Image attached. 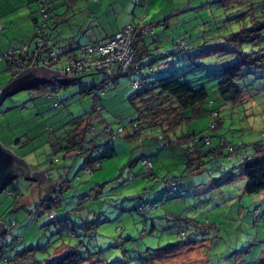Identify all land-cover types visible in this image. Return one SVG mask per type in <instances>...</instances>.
Here are the masks:
<instances>
[{
	"label": "rangeland",
	"instance_id": "1",
	"mask_svg": "<svg viewBox=\"0 0 264 264\" xmlns=\"http://www.w3.org/2000/svg\"><path fill=\"white\" fill-rule=\"evenodd\" d=\"M80 3L84 5L86 1ZM82 5L76 11H81ZM141 9L142 17L136 21L157 24L154 31L158 38L151 50L159 57L144 58V68L119 78L114 89L101 97V110L92 113L91 96L80 93L100 82L98 74L82 75L75 84L57 85L59 91L52 97L46 96L43 88L31 89L1 104L0 144L24 159L31 173L44 171L47 181L42 186L23 178L14 181L23 195L19 204L25 203V209H17L14 197L0 193V222L8 230L6 241L11 243L13 237H18L0 254V264H8L5 259L30 247L46 248L44 252L37 251L38 258L56 256L68 250L63 244L76 247L86 261L99 258L103 264H264V192L244 193L246 178L235 162L189 176L191 184H209L213 180L216 184L215 190L198 197L187 189L188 177L179 175L185 168V152L178 146L161 148L157 141L160 128L147 127L143 122L140 137L126 139L134 131L131 121L137 118L136 105L127 99L136 92L132 82L170 76L195 89L204 87L208 93L207 113L183 124L176 136L206 131L212 122L210 112L219 111V138L229 144L264 143L262 74L250 73L237 81L245 91L237 103L222 101L217 92L222 67L236 61L226 39L249 26L251 16L264 20V0H155L142 3ZM2 14L17 24L11 30L6 27L0 31V89L11 79L1 57L27 42L29 36H19L18 29L26 33L23 26L27 21L36 20L37 27L45 22V31L50 33L57 50L58 26L71 23L73 10L67 0H0ZM58 16L64 17L58 22ZM163 20L168 23L166 27L158 25ZM68 29L63 26V30ZM176 38L187 44L185 50L175 46ZM242 46L246 52L258 48L249 43ZM62 64L63 59L53 69L60 70ZM55 102L59 105L54 106ZM87 113L94 132H88L82 141L79 130L75 140L78 147L90 149L78 156H72V151L65 157L63 146L76 133L72 121ZM119 127H123V133L115 138L106 133L107 128L116 131ZM213 140L214 145L217 138ZM160 151L164 154L157 162ZM88 156L93 163L91 172L85 174L83 163ZM141 158L169 165L147 176L142 172ZM130 173L133 178H129ZM168 176L177 177L182 196L164 192L163 179ZM51 186L56 191L63 187L58 195L62 198L60 206L52 210V224L50 212L37 218L29 216L44 195L43 188ZM153 201L161 206L147 213L137 210ZM256 208L260 210L258 216L254 215ZM179 242L184 245L158 253Z\"/></svg>",
	"mask_w": 264,
	"mask_h": 264
},
{
	"label": "trees",
	"instance_id": "2",
	"mask_svg": "<svg viewBox=\"0 0 264 264\" xmlns=\"http://www.w3.org/2000/svg\"><path fill=\"white\" fill-rule=\"evenodd\" d=\"M69 1L74 2L75 0ZM43 15L46 17V11L44 9ZM139 21H141V23H143L145 26L152 28V31L149 30L145 34H137L136 39L133 43V62L128 71L116 75L112 81H103L101 78L100 82L90 87H86L82 91H80L82 95L91 96L93 104L92 113L93 111H95V109L101 110V97L104 96L108 91L114 89L115 85L119 83V78L127 76L132 72H137L141 70V68H144L146 66L143 64L139 65V63L144 58L150 56L151 51H145V48H140L139 45L145 38H150L156 34L154 29L156 28L157 24L155 25L154 23H145L142 20H138L135 23L128 25L135 26ZM158 25L163 27L164 23L159 22ZM37 26L38 25L35 26L32 38L27 42L21 43V45L27 44L29 47L30 51H28L26 55L21 56L18 54L16 55V57L11 59L8 57H1L5 61L6 70L10 72L12 78L17 76L22 70L30 66V58L28 55L29 53L34 52L33 50L35 49L36 42L40 39L44 41L46 51L53 52L58 55V59L57 61L52 63V67L55 64L60 63L61 59H63L64 64L65 59L69 54L77 53L80 47L88 43L87 42L85 44L78 45L75 49L66 51L64 54H61L53 50V48L55 47V43L51 39L50 33L45 31V28L47 27L45 22L41 27ZM125 26H123L117 32L121 31ZM116 33H114L108 40H110ZM180 39L181 38H176L174 40L175 46L178 47L179 41L184 42ZM226 41L228 42V46L230 47L229 52L234 53L236 61L232 64H226L222 67L221 72L218 75L219 80L217 83V92L219 98L222 101L237 103L241 100L243 94L245 93L244 89L237 84V81L239 79L250 73L258 72L262 74V78L264 79V45H261V43L264 41V20H256L254 16H251V24L249 26L242 27L238 32L229 35ZM247 43L252 46L256 45L258 46V48L256 50H250L246 52L243 49L242 45ZM20 46L16 49L20 48ZM186 48L180 49L178 47V49L182 51ZM155 57L159 56L155 55ZM149 72H152V68H149ZM87 74H98L101 77V74L99 72H91L82 75ZM82 75L79 76L82 77ZM77 78L78 77L76 76L69 80L60 79L61 83L58 84V86L75 84L78 81L76 80ZM141 80L133 81L138 82L139 85L137 88L133 86L136 92L127 98L130 104L134 105V107L136 105L135 110L137 113V118L132 120V123L130 125L134 129V132L126 137L127 140H129L130 138L140 137V131L142 129L141 123L143 122L146 123L147 127L160 128L161 133L158 136L157 141L160 143L161 148H166L172 145L175 147L178 146L183 152H185V168L180 175L181 178L201 174L206 170H210V168L217 170L221 166H225L228 162H235L234 166H238L246 178L244 193L252 195L264 192V143L260 142L244 145L242 142H238L237 144H229L224 139L219 138L220 136L216 134V130L218 129V127H220V121L218 118L219 111L210 112L212 122L206 131L200 132L198 134L192 133L184 135L181 134L180 136L174 135L183 124L190 123L196 117L207 113V108L205 107V105L207 104L208 93L204 87L195 89L188 83L181 82L179 78H172L170 76L157 78L151 82L147 81L142 83ZM34 89H42V92L45 94L46 92L52 90L53 87L52 85L43 84ZM105 89L106 92H104V94H101V92ZM89 118L90 115H88L87 113L81 118H74L75 120L72 121L75 125L74 131L76 130V133L74 132L73 136H69L67 142L68 144L63 146L65 155L69 156L71 155L72 151H74L72 156H78L90 149H85L81 146L78 147V143L75 140L76 134L79 130L81 132L80 138L82 139V141L88 132H94V130L92 131L93 127H91ZM83 122H85L84 126L82 125ZM121 128L123 130V127ZM107 129H109L110 132H117V130L113 131L110 128ZM112 132L109 133V131L107 132L106 130V133L112 138L118 136L112 135ZM122 133H120L119 135H121ZM171 134L174 135L173 139L171 138ZM206 137L209 138V143L205 141ZM215 137L217 138V142L213 145V139ZM229 147H231V150H228ZM110 155L111 154L108 153V156ZM234 157H236L237 160L234 161ZM144 160L152 164V166L148 170H145L144 166L142 165V162ZM92 163L93 159L91 158V156H88V158L83 163L84 172L86 168H88V170L91 172L90 167ZM133 163H135V160L131 161L129 163V166H132ZM141 166L144 169L145 175H153L154 162L151 159L141 158ZM129 178H133L132 173H130ZM14 181H12V183L3 191L7 196L15 198L14 205L17 209H25V204H19L21 203L23 195L19 192V189ZM163 182L165 184V193L170 192L178 193V195L180 196L183 195V190L182 188H180L177 177L163 179ZM170 182L175 183V190L170 187ZM215 185L216 184L214 180L211 181V188H213V190H215L216 188ZM62 188L63 187H59L58 191H56V188L54 186H51V188L49 187L44 195L40 197L39 202L35 203V210L34 212H30L29 216L37 218L38 216L50 212L49 218L50 224H52L55 221L52 210L54 208L57 209L60 206L62 198H60L58 195L61 194L60 192L62 191ZM9 192H11L12 194L9 195ZM160 206L161 204L156 201L147 202L139 206L137 210L141 213H147L149 211L158 209ZM256 211H258L257 215ZM259 212V208H256L254 210V215L258 216ZM82 227H84V224L81 226V228ZM5 230L6 232L0 236V254H4L5 249L9 246H12L18 238L13 237L11 243H8L5 238V235L8 234V230L7 228H5ZM78 239L81 242L83 240L82 237H79ZM182 245H184L182 244V242L174 243L164 247L162 250L158 251V253H161L162 251H165L169 248H175ZM62 246L67 247L68 250L56 256L49 255L46 259L37 257L39 254L37 253V251L44 252L46 248L30 247L18 253H15L13 255V258L5 259V262H8V264H103L100 263L99 258L92 260V262L86 261L80 256V251L74 246L65 244H63ZM110 263L111 262H106V264Z\"/></svg>",
	"mask_w": 264,
	"mask_h": 264
},
{
	"label": "crops",
	"instance_id": "3",
	"mask_svg": "<svg viewBox=\"0 0 264 264\" xmlns=\"http://www.w3.org/2000/svg\"><path fill=\"white\" fill-rule=\"evenodd\" d=\"M81 1L83 0H75L74 2H70L69 0L67 1L69 3V9L73 10V15L70 16V18H72L71 23H66L64 25L58 26V29L60 31L59 33L60 34V44L56 46L57 50H55V47L53 48V50L58 53L64 54L66 51L75 49L78 45L85 44L89 41H100V42L107 41L114 33H116L123 26L135 23L137 19L142 17L141 15V10H142L141 4L142 3L147 2L149 4L150 1L155 2V0H84L86 1V3L82 5L80 3ZM79 5H82L83 8L81 7L82 10L78 12L76 11V9ZM171 11H174V10H171ZM75 14L77 16H74ZM6 16L7 15L5 14L0 15V23L3 25V30L6 27H7V30H11L12 28L16 27L15 25L17 24V21L8 19ZM105 16H106V23H104L105 20H103L105 19L104 18ZM63 17L64 16H58L56 20H58L59 22L63 19ZM163 23H164V27L168 25V23L165 22V20H163ZM36 24H37L36 20H32L31 22L27 21V23L24 24L23 29L24 30L26 29L27 30L26 33L28 34L18 29V33L20 34L19 36L26 37L27 35H29L27 36V41H29L33 36ZM63 26L69 29L63 30ZM157 34L158 33L156 32L154 36L150 38H145L143 42L140 43L139 45L140 48H145V51L147 50L151 51L150 56L155 55V52H152L153 50H151V48L152 46L156 45L157 40H155V38H158L156 36ZM92 35H94L95 38H93ZM140 64L144 65V59L139 63V65ZM5 71H6V67H5ZM131 74H136V72H132ZM129 135L130 134L126 135V137ZM174 135L171 134L172 139L174 138ZM130 139H137V138H130ZM171 147L176 148L175 146H171ZM162 154L164 153H161L160 151L158 153V156H156L157 162H159L158 157L162 156ZM166 156L168 155H164L163 158H165ZM65 157H68V155H65ZM163 158H161L160 161ZM166 158H169V157H166ZM151 160L154 162L153 172L156 169L160 173V170H159L160 168H164L165 166L168 167L169 165V164L164 165V163L162 162L159 164H155V160L153 159ZM141 168L143 170V167ZM167 170H168L167 173L173 174V172H171L170 169H167ZM182 172L183 170H181L180 173ZM43 174L46 178V174L44 173V171H43ZM169 177H176V176H168V178ZM190 180L191 179L188 177V179L185 180L186 181L185 185L187 189L191 190L192 193L194 192L195 195H197L198 197L203 194L205 195V193L213 189L211 188V182L209 184L204 182L200 185H196V184H191ZM46 181H47V178L44 179L42 183H39L37 180H31L28 182L40 184L42 186L43 183H45ZM180 184L184 185V182H181ZM44 189L46 188H43L42 194L45 193L47 190V189L46 190Z\"/></svg>",
	"mask_w": 264,
	"mask_h": 264
},
{
	"label": "built area",
	"instance_id": "4",
	"mask_svg": "<svg viewBox=\"0 0 264 264\" xmlns=\"http://www.w3.org/2000/svg\"><path fill=\"white\" fill-rule=\"evenodd\" d=\"M3 29V25L0 23V31ZM152 28L145 26L141 21L137 25H127L121 31L117 32L110 40L106 42H88L84 46L80 47L77 53L69 54L65 63L60 70H55L52 67V63L57 61L58 55L53 52L45 50L46 46L42 39L38 40L35 45L34 52L29 53V67H45L46 69L58 71L61 75L59 78H74L76 76L99 72L103 81H112L118 74H122L128 71L132 65L134 52L133 43L137 34H145ZM180 49L186 48L185 42H178ZM30 51L27 44H22L18 49L7 50L3 57L14 58L16 55H26ZM27 67V68H29ZM58 84L53 85V89L46 92V96L52 97L54 93L59 91ZM138 82H133V86L137 88ZM106 89L101 92L104 94ZM59 103L55 102L54 106H58ZM94 129L92 128V131ZM110 130L107 129V132ZM122 128L119 127L117 132H112V135H119L122 133ZM205 141L209 143V138L206 137ZM231 150V147L228 148ZM145 170H148L152 164L146 160L142 162ZM88 168L85 169V174L89 173ZM170 187L176 189L175 183L170 182ZM12 194L9 192V195ZM258 211H256V214Z\"/></svg>",
	"mask_w": 264,
	"mask_h": 264
},
{
	"label": "water",
	"instance_id": "5",
	"mask_svg": "<svg viewBox=\"0 0 264 264\" xmlns=\"http://www.w3.org/2000/svg\"><path fill=\"white\" fill-rule=\"evenodd\" d=\"M59 75L61 74L58 71L46 69L42 66L29 67L22 70L0 89V107L5 99L18 92L31 90L43 84L52 86L56 83L60 84V79H72L69 77L59 78ZM81 78L78 77L76 80L79 81ZM18 178H23L26 181L38 180L39 183L46 179L42 171L31 173L29 166L23 159L17 157L12 151L7 150L0 144V193ZM5 232L4 224L0 222V236Z\"/></svg>",
	"mask_w": 264,
	"mask_h": 264
}]
</instances>
